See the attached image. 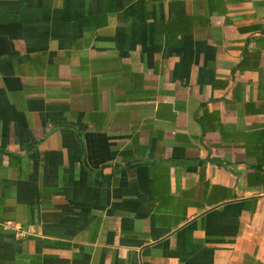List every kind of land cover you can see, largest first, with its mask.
Segmentation results:
<instances>
[{
  "label": "crops",
  "instance_id": "0c3cea01",
  "mask_svg": "<svg viewBox=\"0 0 264 264\" xmlns=\"http://www.w3.org/2000/svg\"><path fill=\"white\" fill-rule=\"evenodd\" d=\"M0 264H264V0H0Z\"/></svg>",
  "mask_w": 264,
  "mask_h": 264
},
{
  "label": "built area",
  "instance_id": "2783aa9c",
  "mask_svg": "<svg viewBox=\"0 0 264 264\" xmlns=\"http://www.w3.org/2000/svg\"><path fill=\"white\" fill-rule=\"evenodd\" d=\"M5 228H8L7 226H4Z\"/></svg>",
  "mask_w": 264,
  "mask_h": 264
}]
</instances>
